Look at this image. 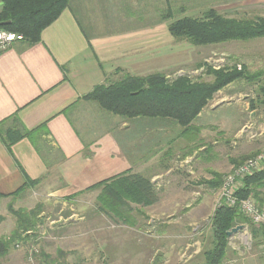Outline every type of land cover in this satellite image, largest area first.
<instances>
[{
    "label": "crops",
    "instance_id": "crops-1",
    "mask_svg": "<svg viewBox=\"0 0 264 264\" xmlns=\"http://www.w3.org/2000/svg\"><path fill=\"white\" fill-rule=\"evenodd\" d=\"M132 1L71 0L38 43L17 41L0 54V194L19 193L2 200L18 203L33 195L66 200L127 171L149 178L159 199L186 196L182 193L198 198L212 189L204 185L205 173L215 168L195 160L197 150H204L200 145L192 152L162 154L171 121L127 120L84 99L96 86L126 74H167L182 61L185 45L175 42L162 16L125 29L123 22H136V14L127 16L123 8ZM167 1L161 0L165 9ZM151 18L150 12L143 16ZM10 131L31 136L9 149ZM184 168L189 178L200 180L195 187L179 181ZM27 180L39 183L21 191ZM179 206H164L160 212Z\"/></svg>",
    "mask_w": 264,
    "mask_h": 264
},
{
    "label": "rangeland",
    "instance_id": "rangeland-1",
    "mask_svg": "<svg viewBox=\"0 0 264 264\" xmlns=\"http://www.w3.org/2000/svg\"><path fill=\"white\" fill-rule=\"evenodd\" d=\"M167 2V9L161 0L127 3L123 8L127 16L130 12L136 14V22H123L125 29L144 26L156 17L167 15H171L170 21L184 16L198 17L210 8L231 18H264V0ZM148 12L152 18L143 20ZM183 45L182 61L174 65L175 69L164 73L169 79L187 75L211 80L205 76L207 66L219 70L238 65L239 68L246 66L251 74L264 73V38L203 47ZM263 79L264 74L254 82L240 80L217 92L188 132L169 120L172 127L164 134L169 143L160 145L166 148L162 154L180 149L184 153L192 152L200 145L204 150H197L195 160L215 168L213 174L205 173L208 178L205 187L207 182L214 180L215 174L224 175V183L225 177L237 168L232 160L244 159L242 165L264 151V113L258 104L255 103V108L252 105ZM181 171L178 179L182 185L195 187L200 181L189 178L186 168ZM170 184L167 182L165 187ZM221 188L208 187L209 190L198 198L189 197L187 193H182L186 196L160 198L152 209L136 204H131V209L123 206L127 219H111L99 211L100 189L66 200L33 195L17 203L15 199L0 198V216L4 218L0 223V238L11 237L16 229V218L10 206L14 210L37 209L40 213L33 236L27 242H16L0 264H46L47 259H54V264H206L205 254L213 248L211 219L221 201ZM250 197L264 207L253 195ZM260 198L264 200V189ZM177 204L181 206L175 207L174 212H160L164 206ZM239 225L244 228L228 237L227 254L221 264H264V238H254L250 224ZM35 249L38 252L30 258L29 251L35 252ZM154 250L158 251L155 258Z\"/></svg>",
    "mask_w": 264,
    "mask_h": 264
},
{
    "label": "trees",
    "instance_id": "trees-1",
    "mask_svg": "<svg viewBox=\"0 0 264 264\" xmlns=\"http://www.w3.org/2000/svg\"><path fill=\"white\" fill-rule=\"evenodd\" d=\"M71 0H3L0 10V30L21 34L30 44L41 40L42 32L53 24L69 8ZM171 13H169L170 15ZM171 16V15H170ZM170 16H162L161 22H168V30L176 43H189L195 47L211 46L228 42H248L264 38V18L256 19L231 18L210 8L198 17L184 16L170 21ZM170 17V18H169ZM8 24H1L7 23ZM264 73L251 74L246 66H224L219 70L206 67L205 76L193 79L187 75L174 79L167 78L164 73H153L147 76L126 74L122 79L108 85H98L84 99L97 102L104 110L127 120L149 118L172 120L188 132L193 122L208 106L214 95L230 84L245 80L254 82ZM255 103L264 113V79L259 85ZM5 140L10 147L23 137H30L31 132L10 131ZM244 159H234L232 164L238 167ZM222 174H215L214 180L207 182L213 189L223 184ZM39 181L27 180L21 191L36 186ZM237 197L247 199L254 196L261 204L264 189V169L246 177ZM100 189L99 211L109 218L127 219L123 206L131 209V204L149 207L159 200L155 185L149 178L132 171H127L108 181L99 183L89 190ZM20 192V191H19ZM19 194L18 192L0 198ZM16 218V229L9 238H0V261L14 248L16 242H27L37 229L39 210H14L9 207ZM4 220L0 216V223ZM239 224L253 226L254 238L263 237L264 229H255V225L240 210L239 206L218 207L211 219L213 231V248L205 254L206 264H221L228 249V232ZM51 261V262H48ZM46 264H54L55 260L47 259Z\"/></svg>",
    "mask_w": 264,
    "mask_h": 264
},
{
    "label": "built area",
    "instance_id": "built-area-1",
    "mask_svg": "<svg viewBox=\"0 0 264 264\" xmlns=\"http://www.w3.org/2000/svg\"><path fill=\"white\" fill-rule=\"evenodd\" d=\"M24 37L21 34L12 33L6 30H0V54L8 50L13 43L23 41ZM264 169V151L254 157H251L245 163L238 166L225 177L221 188V201L218 207L227 205L229 207L239 206L241 212L257 227L264 229V207L259 205L252 197L240 200L237 197L239 189L242 187V182L246 177L252 176L258 171ZM21 248V244L16 245ZM30 252V258L38 250Z\"/></svg>",
    "mask_w": 264,
    "mask_h": 264
},
{
    "label": "water",
    "instance_id": "water-1",
    "mask_svg": "<svg viewBox=\"0 0 264 264\" xmlns=\"http://www.w3.org/2000/svg\"><path fill=\"white\" fill-rule=\"evenodd\" d=\"M9 22L7 23H1V24H8ZM244 228L243 225H239V226H236L234 227L233 229H231L227 234H228V237H231L234 233L242 230Z\"/></svg>",
    "mask_w": 264,
    "mask_h": 264
}]
</instances>
